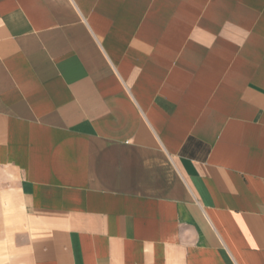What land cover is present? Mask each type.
<instances>
[{"label": "crops", "instance_id": "0c3cea01", "mask_svg": "<svg viewBox=\"0 0 264 264\" xmlns=\"http://www.w3.org/2000/svg\"><path fill=\"white\" fill-rule=\"evenodd\" d=\"M0 264H264V0H0Z\"/></svg>", "mask_w": 264, "mask_h": 264}]
</instances>
